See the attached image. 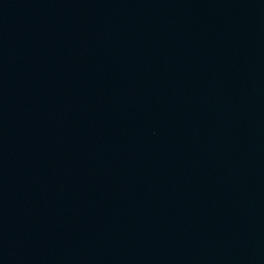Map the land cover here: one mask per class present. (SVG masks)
<instances>
[{
	"label": "water",
	"instance_id": "95a60500",
	"mask_svg": "<svg viewBox=\"0 0 264 264\" xmlns=\"http://www.w3.org/2000/svg\"><path fill=\"white\" fill-rule=\"evenodd\" d=\"M0 264H264V0H0Z\"/></svg>",
	"mask_w": 264,
	"mask_h": 264
}]
</instances>
